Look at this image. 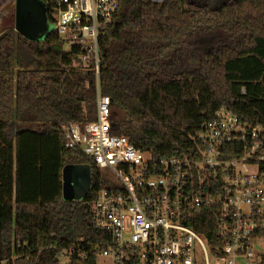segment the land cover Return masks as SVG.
Instances as JSON below:
<instances>
[{"label":"trees","instance_id":"1","mask_svg":"<svg viewBox=\"0 0 264 264\" xmlns=\"http://www.w3.org/2000/svg\"><path fill=\"white\" fill-rule=\"evenodd\" d=\"M38 1L52 23L53 0ZM100 48L111 133L154 163L192 156L199 127L222 107L264 127V0H120ZM78 64L55 32L0 31V264H96L93 251L112 246L91 210L101 176L62 132L97 118L96 76ZM69 165L91 167L84 201L63 199ZM196 220L212 243L214 213ZM78 246L89 259L62 263Z\"/></svg>","mask_w":264,"mask_h":264},{"label":"built area","instance_id":"2","mask_svg":"<svg viewBox=\"0 0 264 264\" xmlns=\"http://www.w3.org/2000/svg\"><path fill=\"white\" fill-rule=\"evenodd\" d=\"M119 3L53 0L50 12L52 32L96 76V120L62 127L66 146L91 158L103 181L91 210L112 246L93 251L96 264H264V127L222 107L199 127L192 156L158 164L111 133V101L100 95V41ZM206 211L217 221L212 243L195 229ZM71 257L85 262L90 254L81 246L62 250L61 259Z\"/></svg>","mask_w":264,"mask_h":264},{"label":"water","instance_id":"3","mask_svg":"<svg viewBox=\"0 0 264 264\" xmlns=\"http://www.w3.org/2000/svg\"><path fill=\"white\" fill-rule=\"evenodd\" d=\"M13 0H0V17L3 9ZM15 30L29 40L48 34V19L44 6L38 0H15ZM91 167L69 165L63 169V199L84 201L91 189Z\"/></svg>","mask_w":264,"mask_h":264},{"label":"rangeland","instance_id":"4","mask_svg":"<svg viewBox=\"0 0 264 264\" xmlns=\"http://www.w3.org/2000/svg\"><path fill=\"white\" fill-rule=\"evenodd\" d=\"M10 4L11 5L14 4V7L11 10L7 11L6 14L4 15L2 21L0 22V31H4L6 29H10V28L15 27V0H13ZM10 4H8V5H10ZM54 27H55L54 24L48 23V33L52 32L54 30ZM61 261H62V263H66V260H61ZM99 264H110V260L109 259H101Z\"/></svg>","mask_w":264,"mask_h":264},{"label":"flooded vegetation","instance_id":"5","mask_svg":"<svg viewBox=\"0 0 264 264\" xmlns=\"http://www.w3.org/2000/svg\"><path fill=\"white\" fill-rule=\"evenodd\" d=\"M14 7V4L13 5H8L5 9H3L2 13H1V17H0V22L2 21L4 15L6 14L7 11L11 10L12 8Z\"/></svg>","mask_w":264,"mask_h":264}]
</instances>
